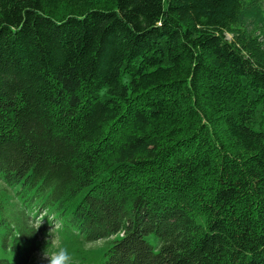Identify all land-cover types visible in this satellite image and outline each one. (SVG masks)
I'll use <instances>...</instances> for the list:
<instances>
[{
    "label": "trees",
    "instance_id": "trees-1",
    "mask_svg": "<svg viewBox=\"0 0 264 264\" xmlns=\"http://www.w3.org/2000/svg\"><path fill=\"white\" fill-rule=\"evenodd\" d=\"M263 5L0 0V264L41 212L97 264H264Z\"/></svg>",
    "mask_w": 264,
    "mask_h": 264
},
{
    "label": "rangeland",
    "instance_id": "rangeland-1",
    "mask_svg": "<svg viewBox=\"0 0 264 264\" xmlns=\"http://www.w3.org/2000/svg\"><path fill=\"white\" fill-rule=\"evenodd\" d=\"M262 9L263 10L260 11V13L250 15L245 18V21L248 23L249 31H252L264 24V5L262 6ZM262 119L264 120V105L259 107L257 112V123L255 124V127L259 126ZM37 215L38 214L36 213L30 214V221H32ZM53 216L60 220L56 214H53ZM42 224H45V228H43L38 234L37 239L39 242V249L33 254L31 264H46V261L42 259V254L43 249L46 247V241L50 238L48 233L51 226L48 224L47 217H45ZM60 238L62 244L67 247L70 254L72 255L74 264H97L100 260L101 253L109 244L111 239L102 238L94 241L84 242L81 236L74 230V228L69 225H63V231L60 233Z\"/></svg>",
    "mask_w": 264,
    "mask_h": 264
},
{
    "label": "clouds",
    "instance_id": "clouds-1",
    "mask_svg": "<svg viewBox=\"0 0 264 264\" xmlns=\"http://www.w3.org/2000/svg\"><path fill=\"white\" fill-rule=\"evenodd\" d=\"M45 217L51 227L48 233L50 238L46 241L42 259L46 264H74L72 255L61 242L60 233L63 231V224L57 217L41 212L30 222L33 233L41 227Z\"/></svg>",
    "mask_w": 264,
    "mask_h": 264
}]
</instances>
